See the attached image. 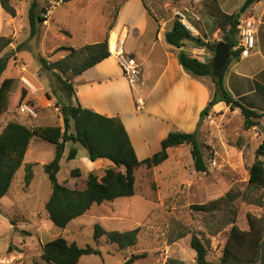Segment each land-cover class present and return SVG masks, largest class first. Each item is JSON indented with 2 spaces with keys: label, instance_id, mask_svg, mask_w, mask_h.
I'll return each mask as SVG.
<instances>
[{
  "label": "rangeland",
  "instance_id": "obj_1",
  "mask_svg": "<svg viewBox=\"0 0 264 264\" xmlns=\"http://www.w3.org/2000/svg\"><path fill=\"white\" fill-rule=\"evenodd\" d=\"M31 1L12 0L17 15L11 20H8L11 17L5 18L0 30V36L12 39V43L1 54L8 60L0 85L6 78L15 79L7 110L0 116V132L10 121L33 126L63 124L61 106L75 103L70 101L54 72L43 67L40 59L55 62L68 54L65 50L57 52L59 47L79 48L100 42L120 0H72L66 3L38 0L46 10V21L33 38H30L28 18ZM139 1L131 2L122 11L119 20V32L125 30L122 37L127 41V48L137 50L136 59L139 55L149 53V42L153 38L158 45L148 58L151 62L160 64V32L167 31L173 20L181 17L180 13L187 14L185 8L199 17V21L187 17L199 32L195 36H201L209 43L222 40L223 34L214 20L202 12V2L174 5L171 0H164L159 8L160 13L157 14L158 20L153 21L144 14ZM246 1L241 3V8ZM251 10L250 6L243 13L244 17L250 15ZM116 28L111 31L109 41ZM141 32L146 35L139 42ZM117 36L116 34V38ZM20 44L22 47L18 49ZM189 46L193 45L185 44L187 52L202 61H209L214 57L208 47ZM26 81L33 87L29 88ZM128 81L131 84L128 87L134 91L132 97L137 100L135 87L141 84L132 83L130 79ZM23 89H27L28 95L18 104L16 100ZM26 101L36 105L37 118L30 119L20 112V106ZM124 101L128 104L129 97L126 96ZM241 101L245 104L244 99ZM138 114L140 117L141 113ZM142 126L148 132L159 133L162 125L144 118ZM259 128L245 129L239 109L232 110L228 106L213 108L199 128H196L207 172L195 170L191 146L184 144L171 148L169 158L153 168L152 176H149L145 165L137 169L134 196L94 205L64 229L50 221L45 207L51 196L52 186L44 165L54 159L55 145L39 138L32 139L24 164L16 173L8 194L0 202V264H47L41 257L42 246L58 237L80 247L90 245L99 249L100 254L83 256L78 264H126L132 255L142 254L145 256L132 264H173V261H176L175 264H196V254L191 247L193 234L210 240L208 260L219 261L231 227L217 236H210L203 223L204 212L196 210L195 205L220 199L235 186L246 187L249 169L256 158L255 151L264 138ZM73 147L77 149L78 155L75 159L68 160ZM85 158L89 159L81 144L67 143L58 181L71 189L85 188L88 174L105 168L92 170ZM27 165L32 166L33 175L29 186L26 185ZM259 194L264 198V187L259 190ZM234 208L238 211L236 226L241 230L249 229L248 215H264V208L247 204L240 199L235 202ZM172 219L188 226L191 234L169 244L167 234ZM97 224L107 231L125 232L140 228L137 244L133 248L120 250L105 237L97 243L94 240V227ZM9 246L11 253L8 252ZM11 256L15 262L10 261Z\"/></svg>",
  "mask_w": 264,
  "mask_h": 264
},
{
  "label": "trees",
  "instance_id": "obj_2",
  "mask_svg": "<svg viewBox=\"0 0 264 264\" xmlns=\"http://www.w3.org/2000/svg\"><path fill=\"white\" fill-rule=\"evenodd\" d=\"M56 1L66 3L72 0ZM141 1L147 15L153 21H157V14L160 13L159 8L160 5H163L164 0ZM171 1L174 3L188 1L196 4V0ZM127 2L128 0L119 1L100 42L79 48L59 47L57 52L65 50L68 51V54L55 62H49L46 58L40 59L43 67L54 72L70 101L76 96L75 78L111 57L109 35L115 29L120 12ZM0 4L7 14L16 17L17 10L12 4V0H0ZM201 5L202 12L212 18L217 28L222 32V40L230 45L231 57L222 72L217 74L214 71L213 58L209 61H202L188 55L185 51H180L178 54L180 65L187 74L198 78L207 77L211 79L214 86L213 96L202 110L197 128L210 115L214 106L221 102H224L232 110H240L245 129L260 127L264 111H258L255 106L244 104L241 100H245V98L236 99L229 92L225 83L229 65L233 59L241 56V49H235V47L239 44L237 26L242 13H225L217 0H203ZM45 12L46 10L38 0L31 1L28 8L30 38L38 35L40 26L46 21ZM165 38L169 45L178 49L184 47L186 43H191L194 47H208L213 53H215L218 44V42H206L201 36L193 35L178 18L173 20L172 27L166 32ZM11 43L10 37L0 36V78L7 68L8 60L1 54ZM17 47L21 49L22 45ZM14 81L13 78H6L0 85V116L7 110L8 98ZM27 95V89H23L16 102L22 103ZM61 114L63 126H33L10 121L0 133V201L9 192L16 173L24 164L32 139L39 138L55 145L54 159L44 165L52 186V193L45 207L50 221L59 228H66L73 220L90 211L94 205L134 196L136 194L137 169L145 165L149 176H152L153 168L169 158L171 148L184 144L191 146L190 153L195 170L197 172L208 171L197 130L190 133L170 131L162 139L159 151L140 160L127 128L119 116L102 115L92 109L84 108L79 102L62 105ZM29 118L35 119L31 116ZM69 142L81 144L86 149L87 156L91 161L108 159L113 163V166L96 172L91 171L83 189H71L61 184L58 181V173L61 170L66 144ZM77 155L78 151L73 147L67 158L73 160ZM255 157L249 169V179L245 188L235 186L220 199L207 204L195 205L196 210L204 212L203 223L210 236H217L231 227L219 261L208 260L209 239H204L196 234L192 235L191 247L196 254V264H264V215L261 217L248 215L249 229L241 230L236 226L238 211L234 208L235 202L239 199L247 204L264 208V198L259 194V190L264 187V138L255 151ZM26 170V185L29 186L33 176L32 166L27 165ZM170 225L167 234L169 244L191 234L189 227L176 219H172ZM139 231L140 228L125 232L107 231L97 224L94 227V240L98 243L101 238L105 237L108 242L116 244L120 250H126L135 247ZM8 252H12L11 246H9ZM92 254H100L99 249L90 245L80 247L76 243H69L63 237H58L43 244L41 257L47 264H78L83 256ZM144 256L145 254L132 255L126 264H132ZM175 263L176 261H173V264Z\"/></svg>",
  "mask_w": 264,
  "mask_h": 264
},
{
  "label": "crops",
  "instance_id": "obj_3",
  "mask_svg": "<svg viewBox=\"0 0 264 264\" xmlns=\"http://www.w3.org/2000/svg\"><path fill=\"white\" fill-rule=\"evenodd\" d=\"M133 1L128 0L120 12L116 31L112 32L111 41H109L112 46L116 40V34L118 35L117 37L123 38L122 35L125 30L119 32V20L122 11ZM202 1L196 0L195 3ZM217 1L225 13L234 14L240 12L243 15L241 3L244 0ZM139 2H141L144 14L148 16L142 1L140 0ZM173 4L188 5L190 3L182 1L173 2ZM251 7L250 15L259 22L255 48L248 57L240 56L232 60L226 71L225 83L229 92L236 99L245 98L246 105L255 106L258 111H264V0H256ZM9 17L11 16L3 10L0 4V30L4 19ZM11 19L13 17L8 20ZM171 27L172 24L167 31ZM167 31L164 33L160 32V52L162 56L160 64L153 63L148 58L158 45L153 38L149 42V53L139 55L138 59L135 56L137 50L127 48V41L123 38L126 51L136 59L140 66L141 81L139 85H141L135 87V92L137 99L141 98L144 100V109H137V100L132 97L134 91L128 87L130 82L124 75L113 52L111 57L88 69L74 80L76 96L72 101L74 103L79 102L84 108L92 109L108 117L119 116L127 128L140 160H144L159 151L162 139L170 131L194 132L197 128L200 114L211 100L214 92L211 79L193 77L182 69L178 59L179 52L185 51L188 55H193L187 52L185 46L178 49L169 45L165 38ZM145 35L144 32H141L138 41L140 42ZM189 47L194 48V46ZM119 75H121V78H118ZM126 96L129 97L128 104L124 101ZM112 101L116 102L113 103ZM223 106L227 105L221 102L215 105L214 108ZM139 112L141 113L140 117ZM144 118H149L151 121L161 124V131L159 133L146 131L142 126ZM260 121L262 126H260L259 130L263 135L264 117ZM60 125L63 126L62 123ZM85 160L92 170L113 166V163L108 159H98L94 162L87 158ZM13 258V256L10 257L11 262L16 261Z\"/></svg>",
  "mask_w": 264,
  "mask_h": 264
},
{
  "label": "built area",
  "instance_id": "obj_4",
  "mask_svg": "<svg viewBox=\"0 0 264 264\" xmlns=\"http://www.w3.org/2000/svg\"><path fill=\"white\" fill-rule=\"evenodd\" d=\"M185 12L188 14L180 13L178 19L182 25L193 35L198 33L195 25L188 21L187 17L192 18L196 21H199V17L195 12L191 11L188 8H185ZM238 38L239 44L235 49H241V57H248L255 48L256 37L259 30V22L252 15L244 17L241 15L238 23ZM110 44V43H109ZM111 53L113 52L114 56L117 59L119 66L121 67L124 75L130 79L132 83H138L141 81V72L140 66L133 56H131L125 49V40L123 38L117 37L113 46L110 45ZM31 88V84L26 81ZM137 109L142 110L145 108L144 100L139 98L137 99ZM20 112L26 116H31L33 118L38 117V111L36 106L30 102H25L20 106Z\"/></svg>",
  "mask_w": 264,
  "mask_h": 264
},
{
  "label": "water",
  "instance_id": "obj_5",
  "mask_svg": "<svg viewBox=\"0 0 264 264\" xmlns=\"http://www.w3.org/2000/svg\"><path fill=\"white\" fill-rule=\"evenodd\" d=\"M256 0H247L241 11L244 13ZM231 57V47L230 45L221 40L218 42L215 53L213 57V67L215 73H220L228 64L229 59Z\"/></svg>",
  "mask_w": 264,
  "mask_h": 264
},
{
  "label": "bare ground",
  "instance_id": "obj_6",
  "mask_svg": "<svg viewBox=\"0 0 264 264\" xmlns=\"http://www.w3.org/2000/svg\"><path fill=\"white\" fill-rule=\"evenodd\" d=\"M33 87V86H32Z\"/></svg>",
  "mask_w": 264,
  "mask_h": 264
}]
</instances>
